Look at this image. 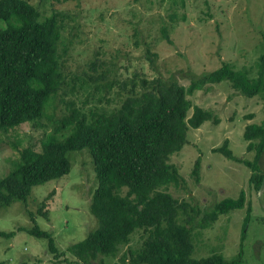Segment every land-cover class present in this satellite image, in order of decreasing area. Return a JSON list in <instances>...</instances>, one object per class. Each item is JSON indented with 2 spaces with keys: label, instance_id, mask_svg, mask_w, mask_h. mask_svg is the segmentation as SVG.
<instances>
[{
  "label": "rangeland",
  "instance_id": "rangeland-1",
  "mask_svg": "<svg viewBox=\"0 0 264 264\" xmlns=\"http://www.w3.org/2000/svg\"><path fill=\"white\" fill-rule=\"evenodd\" d=\"M28 1L40 10L41 21L54 13L59 16V54L65 64L66 84L42 120L8 132L0 129V180L14 170L24 148L41 151L42 140L56 133L72 109L90 113L118 107L136 75L148 80L176 79L189 87L193 77L209 75L224 62L249 70L253 78L258 76L259 56L264 53V0H182L175 8L171 0ZM174 11L178 18L170 28L174 43L170 45L160 28L164 22L170 23ZM147 49L158 55L155 67L146 56ZM204 88L188 98L193 107L212 111L219 124L207 122L200 129L189 130L187 145L171 158L184 182L167 192L197 207L202 217L217 203L238 199L244 191V209L220 216L210 229L194 232L192 257L199 260L220 253L229 261L234 259L240 252L251 205L252 220L240 264H264V181L257 192L250 184L249 167L213 151L228 140L238 160L253 161L255 152L247 150L243 135L247 125L264 121V94L248 99L227 81ZM192 113L191 109L189 115ZM67 158L71 167L68 175L34 187L27 202L0 207V231L15 234L0 237V264L77 261L71 248L98 229L99 221L91 211L99 186L92 152L87 147L69 152ZM198 159L199 182L194 176ZM261 170L264 172V157ZM42 208L48 211V218L38 214ZM30 213L36 215L41 230L53 234L61 260L51 252L46 238L29 232L34 227ZM132 237L130 245L122 247L115 258L101 256L95 264H123L121 258L129 249L142 247L140 233Z\"/></svg>",
  "mask_w": 264,
  "mask_h": 264
},
{
  "label": "trees",
  "instance_id": "trees-1",
  "mask_svg": "<svg viewBox=\"0 0 264 264\" xmlns=\"http://www.w3.org/2000/svg\"><path fill=\"white\" fill-rule=\"evenodd\" d=\"M181 2L171 0L172 8ZM41 17L40 10L28 0H0V129L5 132L42 120L54 96L66 84L65 64L59 54V16L54 13L43 21ZM177 18L174 11L169 16L170 23L164 22L160 28L170 45L174 44L170 28ZM261 38L264 41V32ZM146 56L155 67L158 55L147 49ZM257 66L258 76L253 78L249 70L223 62L209 75L193 77L189 87L176 79L148 80L136 75L118 107L90 113L72 109L60 121L56 133L42 140L41 151L30 147L21 151L14 170L0 180V207L27 202L34 187L68 175L71 167L67 154L88 147L99 180L91 205L99 227L71 248L77 261L64 262L95 264L101 256L115 258L122 247L130 245L133 234L140 233L142 247L137 251L129 249L121 258L123 264H240L252 220L251 205L240 252L234 259L229 261L220 253L199 260L192 255L194 232L210 229L220 216L244 209L245 192L238 199L222 200L201 217L197 207L180 202L167 190L184 182L171 158L187 145L189 130L200 129L207 122L219 124L212 111L193 107L188 97L207 84L225 81L248 99L264 94V53ZM191 109L193 113L189 115ZM65 130L68 133L60 136ZM243 136L247 150L255 152L253 161L238 160L229 149L228 140L213 151L249 167L250 184L258 192L264 181V121L247 125ZM200 167L198 159L194 168L198 182ZM38 214L48 218L49 213L42 208ZM30 217L34 227L29 232L46 238L51 252L61 260L53 234L40 229L34 213ZM14 235L0 231L3 238Z\"/></svg>",
  "mask_w": 264,
  "mask_h": 264
}]
</instances>
